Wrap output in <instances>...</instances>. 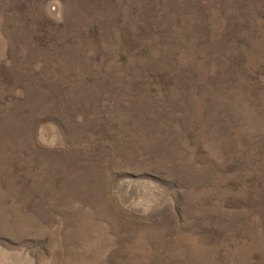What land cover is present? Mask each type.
Wrapping results in <instances>:
<instances>
[{
  "label": "rangeland",
  "instance_id": "374dc122",
  "mask_svg": "<svg viewBox=\"0 0 264 264\" xmlns=\"http://www.w3.org/2000/svg\"><path fill=\"white\" fill-rule=\"evenodd\" d=\"M0 264H264V0H0Z\"/></svg>",
  "mask_w": 264,
  "mask_h": 264
}]
</instances>
